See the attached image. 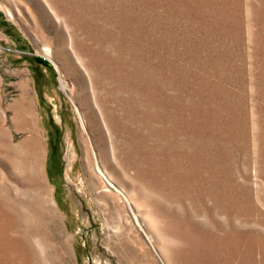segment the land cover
Masks as SVG:
<instances>
[{"label":"rangeland","instance_id":"374dc122","mask_svg":"<svg viewBox=\"0 0 264 264\" xmlns=\"http://www.w3.org/2000/svg\"><path fill=\"white\" fill-rule=\"evenodd\" d=\"M0 264H264V0H0Z\"/></svg>","mask_w":264,"mask_h":264},{"label":"trees","instance_id":"16d2710c","mask_svg":"<svg viewBox=\"0 0 264 264\" xmlns=\"http://www.w3.org/2000/svg\"><path fill=\"white\" fill-rule=\"evenodd\" d=\"M38 63H41L43 65H47L45 62H43L41 59H38Z\"/></svg>","mask_w":264,"mask_h":264},{"label":"bare ground","instance_id":"6f19581e","mask_svg":"<svg viewBox=\"0 0 264 264\" xmlns=\"http://www.w3.org/2000/svg\"><path fill=\"white\" fill-rule=\"evenodd\" d=\"M102 127V126H101Z\"/></svg>","mask_w":264,"mask_h":264}]
</instances>
